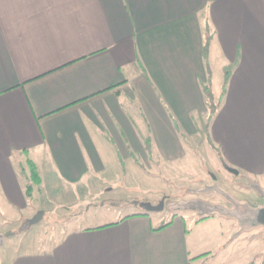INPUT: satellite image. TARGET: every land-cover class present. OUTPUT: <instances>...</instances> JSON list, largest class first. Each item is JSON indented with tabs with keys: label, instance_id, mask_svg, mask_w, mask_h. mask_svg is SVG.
I'll list each match as a JSON object with an SVG mask.
<instances>
[{
	"label": "crops",
	"instance_id": "0c3cea01",
	"mask_svg": "<svg viewBox=\"0 0 264 264\" xmlns=\"http://www.w3.org/2000/svg\"><path fill=\"white\" fill-rule=\"evenodd\" d=\"M227 71L219 108L198 123L204 85L219 100ZM184 138L211 146L225 171L255 178L264 196V0H0L4 211L31 209L21 178L30 161L41 180L34 199L45 182L92 192L98 175L115 173L123 181L106 188L105 179L104 197L135 183L149 191L186 156ZM153 212L66 232L4 264H214L210 238L194 230L222 218L221 233L231 231L230 218L195 211L158 230L167 213Z\"/></svg>",
	"mask_w": 264,
	"mask_h": 264
},
{
	"label": "rangeland",
	"instance_id": "374dc122",
	"mask_svg": "<svg viewBox=\"0 0 264 264\" xmlns=\"http://www.w3.org/2000/svg\"><path fill=\"white\" fill-rule=\"evenodd\" d=\"M216 90L218 86L214 84ZM207 105L206 114H195L198 123L204 118L207 123L205 125H208L212 111L208 99ZM184 141L188 147L184 146L186 156L183 155L177 161L181 167L178 164L177 168L168 166L165 176L152 177L149 191L143 189L142 184L135 183L132 191L120 190L114 195L107 192L104 197L105 192H102L99 185L105 179L110 183L106 188L123 181V177L115 173L104 177L98 175L94 180V187L98 190L92 192L81 191L79 188L73 190L69 186L58 187L56 189L65 190L56 191L55 188L48 189L45 182L36 192L35 199L34 193L32 200L28 198L31 209L23 210L20 207L4 211L0 206V264H4L16 252L45 248L66 232L98 230L105 224L143 212L147 209L144 205L147 202L153 205L164 202L167 213L164 222L170 221L176 212L190 217L195 211L197 220L205 215L230 218L232 223L229 233H221L220 228L228 232V226L220 218L222 223L213 220L206 229L194 230V234H206L210 238L203 246L214 264L258 263L264 254V226L252 225L250 218L256 210L253 208L264 203V196L260 194L262 184L255 178L236 180L233 172L225 171L223 160L217 152H213L211 146L194 144L193 148L190 138H184ZM27 170L29 179L30 168L27 167ZM21 178L26 182L22 174ZM252 191L254 196L251 195ZM67 202L70 204L68 207L64 206ZM46 210L44 217L32 222L40 211ZM161 222L154 218L156 226ZM12 231L17 233L7 236Z\"/></svg>",
	"mask_w": 264,
	"mask_h": 264
},
{
	"label": "trees",
	"instance_id": "16d2710c",
	"mask_svg": "<svg viewBox=\"0 0 264 264\" xmlns=\"http://www.w3.org/2000/svg\"><path fill=\"white\" fill-rule=\"evenodd\" d=\"M209 37H208V40L206 42V47H205V50L206 52L208 51V48H209ZM229 71H227L226 73V78H225V83H224V92L222 93V96L220 97L219 100H215V97L213 95V91H212V88H211V85L210 84H207V85H204V91H205V94H206V97L208 99V104L211 106V114L209 116V120L212 119L213 115L216 113L217 109L219 108L224 96H225V91H226V86H227V82H228V79H229ZM212 144V143H211ZM29 168H30V177H29V181H26L25 183V190H26V194L27 196L30 198V200L32 199V196H33V193H34V184H40L41 183V180H40V175H39V171H38V168L37 166L32 162L30 161L29 162ZM170 223H164L162 224L159 228H157L158 230L160 229H163L165 228L166 226H168ZM17 232L16 231H12L11 232H8L7 233V236L11 234H16ZM251 264H257L256 263H251Z\"/></svg>",
	"mask_w": 264,
	"mask_h": 264
},
{
	"label": "water",
	"instance_id": "95a60500",
	"mask_svg": "<svg viewBox=\"0 0 264 264\" xmlns=\"http://www.w3.org/2000/svg\"><path fill=\"white\" fill-rule=\"evenodd\" d=\"M232 172H236L235 169H230ZM146 208L149 211H160L164 209V202H161L159 205H153L152 203H144ZM43 216V212L40 211L39 214L35 217V219L32 222H36L40 217ZM251 224L254 226H264V207H261L259 209H256L254 211L253 217L250 218Z\"/></svg>",
	"mask_w": 264,
	"mask_h": 264
}]
</instances>
